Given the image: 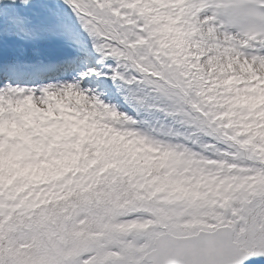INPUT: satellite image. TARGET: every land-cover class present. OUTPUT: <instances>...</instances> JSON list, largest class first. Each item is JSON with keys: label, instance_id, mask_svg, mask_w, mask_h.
Returning <instances> with one entry per match:
<instances>
[{"label": "snow or ice", "instance_id": "6c2138e0", "mask_svg": "<svg viewBox=\"0 0 264 264\" xmlns=\"http://www.w3.org/2000/svg\"><path fill=\"white\" fill-rule=\"evenodd\" d=\"M0 264H264V0H0Z\"/></svg>", "mask_w": 264, "mask_h": 264}]
</instances>
